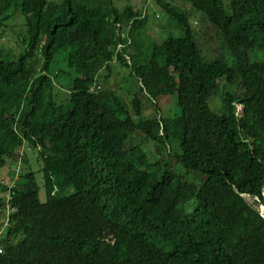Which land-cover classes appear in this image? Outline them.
<instances>
[{
  "label": "trees",
  "instance_id": "1",
  "mask_svg": "<svg viewBox=\"0 0 264 264\" xmlns=\"http://www.w3.org/2000/svg\"><path fill=\"white\" fill-rule=\"evenodd\" d=\"M154 1L179 31L145 50L148 14L112 0H0L21 42L0 51V168L16 165L0 180V264H264V216L244 196L264 205V0ZM168 95L174 121L146 116ZM102 223L112 239L84 232Z\"/></svg>",
  "mask_w": 264,
  "mask_h": 264
},
{
  "label": "rangeland",
  "instance_id": "2",
  "mask_svg": "<svg viewBox=\"0 0 264 264\" xmlns=\"http://www.w3.org/2000/svg\"><path fill=\"white\" fill-rule=\"evenodd\" d=\"M101 4H106L107 0H99ZM115 1V4L122 10L123 6H125L128 1L129 3H131V5L135 6L137 8L138 5L146 6L147 1L146 0H113ZM146 1V3H145ZM188 6H190V4H187ZM148 8L149 10L147 11L148 16H149V21L147 26L141 31L142 32V39H143V43L144 44V48L145 50H148L149 48L152 47V45L154 43H161L163 41V39L169 35V34H175L177 33L179 30L177 29V27L172 23L173 21H170L169 19H167L162 11V9L157 5V3L154 0H150L148 3ZM192 22L193 24H195L197 31L200 32L201 37L203 38L204 43L206 44V50L207 53L211 56L217 55V44L216 41L211 40L207 33H211L209 32L210 30H208V28L211 26V23H209L206 20H202L200 21V19L198 18V16L192 17ZM22 23H24L22 17L20 15L16 16L14 19H12V24H15L16 28H23L22 27ZM200 24L203 25V28L206 30L203 33V30L200 28ZM20 43L18 42V34L16 32V30L9 28L8 30L6 29H0V51H3L4 53H6L7 51H9L10 49H12L13 54H18L21 50L20 47ZM142 43V44H143ZM144 48L140 47V50L143 54V59H146V57L148 56L147 52H145ZM130 60V59H129ZM63 63H65V61L63 59H60L57 62V65L62 66ZM112 67V76L110 79V86L114 87L117 89V91L125 94L122 90L121 83L119 84V86L117 87L116 85H114L115 83H117V81H123L128 79L123 77L126 72H128L130 69H128L126 66H122L120 65L118 62L111 64ZM105 69L100 71L99 73V78H98V83L101 84L102 88L105 87V83H104V77H105ZM126 84V83H125ZM147 99V98H145ZM211 105L214 109L219 110L220 109V101L219 98H213L211 100ZM156 105L157 108L154 106ZM159 111L167 116V117H171L173 118V116H175L176 114H178L180 112L179 110V106L177 104V99L176 96H163L160 97V100H156V102H154L153 104H150V102L147 100L146 101V109H145V114L146 115H152L155 112ZM237 112L240 114L242 112V106L238 105L237 108ZM147 147L149 149H152L151 144H147ZM154 150V149H153ZM21 151L20 154H23L25 152L26 154V161L29 164L30 168H32L34 171L37 172V176H38V183L40 186V192H39V197L41 199V201H45L46 200V190L45 187L42 183L43 178L42 175L40 173V167H39V161H38V153L36 152V150H32L30 148H28L27 146H25ZM156 152V151H155ZM168 153L166 154V158H168ZM15 169H16V165L14 163H11L10 161L7 162V164L3 167L0 168V180L3 178H7L9 176L8 179H6V181L10 180V176L11 174L15 173ZM11 172V174H9ZM245 198L247 199V201L252 204L255 208H257L260 213L264 216V205L260 204L256 198L249 196V195H244ZM70 213H68L67 218L69 216ZM83 216V215H81ZM87 217V216H86ZM69 221L71 222V224H75V223H79V221L76 220V215H70V217L68 218ZM7 224H10L9 219L6 221ZM67 222V220H66ZM84 230V229H83ZM85 231H97V233L99 234V236L101 237H106L107 239H112L115 235V231L111 229L110 226H108L105 223H102L100 225H98V227L95 228H88Z\"/></svg>",
  "mask_w": 264,
  "mask_h": 264
},
{
  "label": "clouds",
  "instance_id": "3",
  "mask_svg": "<svg viewBox=\"0 0 264 264\" xmlns=\"http://www.w3.org/2000/svg\"><path fill=\"white\" fill-rule=\"evenodd\" d=\"M108 1V0H107ZM113 1V0H112ZM146 1H147V3H146ZM145 1V3H146V6L144 7V9H143V6H140V5H138L137 6V8L135 7V6H133V5H131V3H129V1H128V3L125 5V6H123L122 8V10L115 4V1H113L114 2V4H115V6L113 7V9H117L118 10V12L120 13V14H122L124 11H126V10H128L130 13L131 12H134V11H140V16L141 17H143V16H145V14L147 13V11L149 10V8H148V3H149V1L150 0H146ZM148 14V13H147ZM139 16V17H140ZM150 22V21H149ZM121 26H123V25H121ZM122 47H125V44H119V46H118V49H120V48H122ZM127 59H128V62L130 61L129 59H130V57L129 56H127ZM98 78L99 77H96L95 78V82H94V84L89 88L91 91H93V90H95V89H98V88H100V86H101V84L100 83H98ZM102 87V86H101ZM148 101H153V102H156V100L155 99H153V98H150L149 97V99H148ZM159 113H161L160 111H158ZM237 114H239L238 112H237ZM241 114V113H240ZM239 114V115H240ZM153 115V114H152ZM161 115H163L162 113H161ZM146 116H151V115H146ZM163 116H165V115H163ZM176 116V115H175ZM175 116H173V117H175ZM169 120V122L171 123L172 121H174L175 119H173V118H171V117H167Z\"/></svg>",
  "mask_w": 264,
  "mask_h": 264
},
{
  "label": "built area",
  "instance_id": "4",
  "mask_svg": "<svg viewBox=\"0 0 264 264\" xmlns=\"http://www.w3.org/2000/svg\"><path fill=\"white\" fill-rule=\"evenodd\" d=\"M8 219H3L2 220V222L4 223V225H8L7 224V221ZM3 229H4V226L3 227H0V236L2 235V231H3ZM0 252H2V248L0 247Z\"/></svg>",
  "mask_w": 264,
  "mask_h": 264
}]
</instances>
